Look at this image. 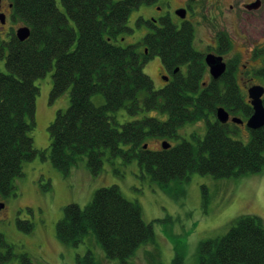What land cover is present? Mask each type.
Wrapping results in <instances>:
<instances>
[{
    "label": "trees",
    "instance_id": "obj_1",
    "mask_svg": "<svg viewBox=\"0 0 264 264\" xmlns=\"http://www.w3.org/2000/svg\"><path fill=\"white\" fill-rule=\"evenodd\" d=\"M9 1L12 19L27 26L30 34L22 42L13 32L0 36V57L6 67L0 72L1 195L14 193L23 163L39 153L30 135L39 93L35 80L52 68L50 100L69 92L68 108L57 111L48 127L49 158L63 173L83 156L90 175L97 176L105 151L110 158H135L140 169L161 184L188 180L193 173L225 179L264 168V126L248 129L249 140L242 143L231 137L238 135L237 124L218 122V107L240 113L242 121L251 116L252 108L227 72L219 80L205 81L204 54L193 46L190 22L184 20L177 27L168 17L158 24L145 21L150 32L142 41L121 45L123 35L131 31L127 27L131 10L157 0ZM230 45L227 33L220 32L218 51L226 52ZM153 57L173 75L157 90L143 71ZM257 75L264 84V64ZM95 94L103 96V105L91 102ZM262 103L264 107V95ZM120 109L130 116L146 111L167 118L143 116L119 125L115 113ZM200 121L206 124L203 138L192 134L193 142L182 139L176 145L168 143L167 149L162 143L158 150L147 147L148 137L176 139L180 127ZM207 201L203 194L202 204ZM16 223L25 231L32 228L28 221ZM55 233L60 242L72 246L92 233L106 258L120 264H131L128 260L137 247L154 240L152 225L143 221L139 206L125 199L116 185L97 189L83 208L66 205ZM11 250L0 233V264L8 261ZM20 264L34 263L24 254ZM197 264H264L262 221L254 215L236 218L226 233L199 243Z\"/></svg>",
    "mask_w": 264,
    "mask_h": 264
},
{
    "label": "rangeland",
    "instance_id": "obj_2",
    "mask_svg": "<svg viewBox=\"0 0 264 264\" xmlns=\"http://www.w3.org/2000/svg\"><path fill=\"white\" fill-rule=\"evenodd\" d=\"M239 1L243 0H237ZM8 3L9 0H1L0 3V8L5 13V23L0 24L2 38L25 26L17 19H12L11 12L7 11ZM184 3L190 2L157 0L132 9L127 19V27L131 31L123 35L121 45L140 43L150 32L145 21L158 24L161 18L168 17L174 25L180 27L184 20L176 15V11ZM195 4H191V7L195 8ZM200 4L208 5L205 0H201ZM228 4L230 2L221 0L218 14L211 8L206 12L200 10L203 17H195L197 20L188 14L185 21H189L194 27V48L201 52H212V48L216 46L213 43L216 33L226 32L232 42L230 54L234 56L244 55L246 47L249 48L242 44L244 39L250 43L252 50L262 49V10L256 12L257 21L254 23L245 21L240 24L230 21L233 20L232 17H226ZM260 57L264 58V50ZM245 59L242 58V62ZM159 68L161 61L158 57L149 59L143 66L144 73L150 77L156 90L163 87L162 79L158 78ZM53 71L54 68L35 80L39 93L35 99V126L30 135L33 146L39 153L31 161L23 163L22 175L14 181V193L6 196L0 194V233L6 243L12 246V255L5 264H20V257L24 254L34 264H120L117 259L106 258L92 233L86 235L78 246L60 242L55 233L56 224L62 218L66 205L74 203L83 208L91 201L97 189L111 185H116L125 199L139 206L143 221L150 223L154 232L153 242L139 245L129 258L131 264H174L175 258H178V264H197L199 243L226 233L236 218L254 215L264 225V168L259 172L225 179L193 173L188 180H173L161 184L151 180L140 169L135 158L130 161H125L121 156L110 158L105 151L102 170L97 176L90 175L83 156L77 159L67 174L57 170L49 158L48 127L57 111H65L70 102L68 91L50 100ZM182 71L185 72L184 67ZM0 72H6L5 60L1 57ZM254 82L264 86L259 79ZM91 102L95 106H101L104 98L95 94L91 96ZM143 116L156 117L161 121L167 118L166 114L158 112L141 111L137 116H130L124 109H120L115 113L119 125ZM232 116L242 119L240 113H232ZM237 131L238 135L231 137L247 143L250 135L246 124L239 125ZM205 132L204 121L186 123L178 129V138L168 140L148 137L147 147L158 150L162 142L172 145L178 144L182 139L193 142L192 134L203 138ZM121 148L126 149L127 146L121 145ZM203 194L208 199L205 206L202 204ZM18 219L30 222L32 228L29 231L21 229L16 223Z\"/></svg>",
    "mask_w": 264,
    "mask_h": 264
},
{
    "label": "flooded vegetation",
    "instance_id": "obj_3",
    "mask_svg": "<svg viewBox=\"0 0 264 264\" xmlns=\"http://www.w3.org/2000/svg\"><path fill=\"white\" fill-rule=\"evenodd\" d=\"M187 1L190 3H184V5L181 8H179V9H185V11H186L185 18L188 16V14L189 15L191 14L193 18H195V17L198 18L201 16L200 10H203L204 12H206L208 9L210 11V8L212 9V11H215V13H217V14L220 13L221 0H205V2L208 5H204V4L201 5L200 4L201 0H195V1L187 0ZM224 1L230 2V4H228V10L226 11V14H227L226 17H228V18L232 17L233 20H230L232 22L241 24V22L248 21V22L254 23V21H257V20H255V18H256V12L258 10H262L260 17L264 16V2H263V0H243L242 2L241 1L237 2V0H224ZM193 3H196L195 8L191 7V4H193ZM256 3H258V5L255 7L254 5ZM10 8H11V4L8 3V5H7L8 13L10 12ZM2 11H3V9L0 8V13L5 15V13ZM202 17L203 16H201V18ZM185 18L182 20H185ZM219 33L220 32H217L215 38H213V43H215L216 46L214 48H212V52H209V50H208L207 52H202V53L204 54V63H205V55H207L209 53L214 54L215 56L221 57L222 62L225 64V71L223 72V74L219 78L214 79L210 75L209 68L205 63V66H206L205 81L210 82L211 80H219L227 72V75L234 79V82L236 83L238 89L243 94H244V90H246L247 101H249L248 94H247L248 88L253 86V85H260V84H257L256 82H254L255 79H259L260 81H262V79H260L258 77L257 71L264 64V58L260 57V53L264 50V47H262V49H258V50L253 49L252 50V47H251L250 43L247 42V39H244V40L241 39L242 44H245V46L249 47V48L246 47L244 55L240 54V55L234 56L233 54H230L231 45H230V49L228 51L220 52V51H218V49L220 48V46H219ZM231 44H232V42H231ZM253 48H254V46H253ZM199 52H201V51H199ZM242 58H246L245 62H242ZM255 62H256V64H255ZM159 69L160 70L158 73V78L162 79L161 81L163 82V84L167 83L168 81H170L173 78V75L171 73H169L168 71H165L162 68H159ZM177 71H178V69H176L173 72V74H175ZM163 78H167V80L164 81ZM229 116L233 117L231 112H229ZM247 119L248 118H246L242 124H245ZM229 122L232 123L231 121H229ZM237 125L239 126V124H237Z\"/></svg>",
    "mask_w": 264,
    "mask_h": 264
},
{
    "label": "water",
    "instance_id": "obj_4",
    "mask_svg": "<svg viewBox=\"0 0 264 264\" xmlns=\"http://www.w3.org/2000/svg\"><path fill=\"white\" fill-rule=\"evenodd\" d=\"M195 1V0H190ZM1 3V0H0ZM258 3H256L254 6L256 7ZM185 9H178L176 11V15L180 19L185 18ZM5 23V16L0 13V24L3 25ZM30 30L27 26L19 27L15 31V36L19 41H24L29 37ZM205 63L209 68L210 75L217 79L219 78L223 72L225 71V64L222 62V58L219 56H215L214 54H207L205 55ZM163 80H167V78H163ZM249 104L252 108V114L251 116L246 120L245 124L248 129L250 130H257L264 126V107L262 103V97L264 95V87L261 85H253L248 88L247 91ZM216 118L218 122L225 124L229 121L235 123V124H242L243 121L238 117H230L229 113L223 108L218 107L216 109ZM162 147L164 149H167L169 147V144L167 142H162ZM0 207L2 205L0 204Z\"/></svg>",
    "mask_w": 264,
    "mask_h": 264
}]
</instances>
